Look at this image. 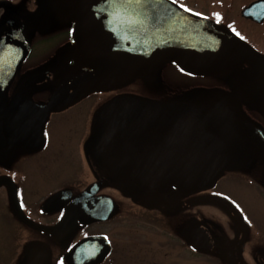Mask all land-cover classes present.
Returning a JSON list of instances; mask_svg holds the SVG:
<instances>
[{
  "label": "flooded vegetation",
  "instance_id": "flooded-vegetation-1",
  "mask_svg": "<svg viewBox=\"0 0 264 264\" xmlns=\"http://www.w3.org/2000/svg\"><path fill=\"white\" fill-rule=\"evenodd\" d=\"M77 1L44 0L50 8L37 20L39 0H0V26L30 44L0 91V264H168L169 251L151 245L123 256L120 199L170 226L181 249L176 264L182 253L194 262L264 264V30L250 38L225 11L169 0L231 37L220 67L195 73L167 58L122 86L92 90L94 70L75 38ZM63 159L73 160L75 173L41 198L37 178L48 169L41 164ZM87 165L94 179L81 178ZM83 194L88 217L61 227ZM202 229L209 248L193 241Z\"/></svg>",
  "mask_w": 264,
  "mask_h": 264
},
{
  "label": "water",
  "instance_id": "water-1",
  "mask_svg": "<svg viewBox=\"0 0 264 264\" xmlns=\"http://www.w3.org/2000/svg\"><path fill=\"white\" fill-rule=\"evenodd\" d=\"M40 7L38 20L50 7ZM75 38L82 59L94 70L88 81L92 90L113 89L126 84L139 70L148 71L167 58L177 60L190 72L200 69L216 70L225 54L231 37L225 36L207 18L184 14V10L169 0H78ZM242 15L256 22L264 21V0H255L242 10ZM8 33L6 37L4 34ZM30 50L23 33L10 25L0 26V91L9 83ZM41 78H36L40 80ZM48 110L40 112L39 124ZM246 130L258 140L260 132L246 124ZM175 166V165H174ZM92 188L88 191L91 193ZM87 194V193H86ZM83 194L70 206L61 227L73 229L83 213ZM56 198V197H55ZM55 198L50 203L55 202ZM91 209L88 207V211ZM85 211V210H84ZM110 210L104 212L109 216ZM89 214V213H88ZM205 230L193 233L199 237L200 248H209ZM81 242L75 252L87 246ZM96 262V261H95Z\"/></svg>",
  "mask_w": 264,
  "mask_h": 264
},
{
  "label": "rangeland",
  "instance_id": "rangeland-1",
  "mask_svg": "<svg viewBox=\"0 0 264 264\" xmlns=\"http://www.w3.org/2000/svg\"><path fill=\"white\" fill-rule=\"evenodd\" d=\"M179 3L187 8H195L204 10L206 14H210L213 10L225 11V15L228 19L236 21V27L240 32L247 35L250 38H255L259 35L260 31L264 30V27L250 24L242 20V9L252 2V0H177ZM70 131L65 130L64 137L68 138ZM42 168H48L43 172H40L37 178V184L39 187V194L41 198H44L51 186H55L58 177H62L69 174H74V163L71 159H63L60 164H56L54 161H49L41 164ZM86 172L83 180L94 179V174L91 172V167L87 165L85 167ZM72 178V176H68ZM76 180H80L78 177ZM82 181V180H81ZM77 183L76 181L73 182ZM121 208L119 221H117L118 241L119 249L123 251V256L130 251H133L135 244L141 245V248L151 245L150 250H162L167 249L168 264H176V255L178 250H181L178 246V242L175 241V237L171 233L169 225L161 227L160 224H164L159 218L160 216L153 213V215H146L148 212L142 208L133 205L129 200L120 199ZM151 214V213H148ZM159 217V218H158ZM163 228V229H162ZM164 245V248L160 246ZM138 248V247H137ZM181 253V251H179ZM176 259V261H175ZM180 264H213V261L207 257H200L198 261L194 262L189 258L186 253H182Z\"/></svg>",
  "mask_w": 264,
  "mask_h": 264
}]
</instances>
